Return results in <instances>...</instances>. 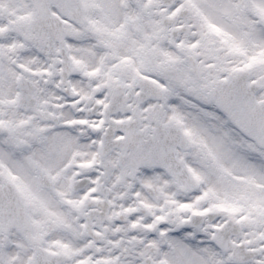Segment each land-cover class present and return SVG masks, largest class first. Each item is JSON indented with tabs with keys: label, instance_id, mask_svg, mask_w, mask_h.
Returning <instances> with one entry per match:
<instances>
[{
	"label": "snow or ice",
	"instance_id": "obj_1",
	"mask_svg": "<svg viewBox=\"0 0 264 264\" xmlns=\"http://www.w3.org/2000/svg\"><path fill=\"white\" fill-rule=\"evenodd\" d=\"M0 264H264V0H0Z\"/></svg>",
	"mask_w": 264,
	"mask_h": 264
}]
</instances>
